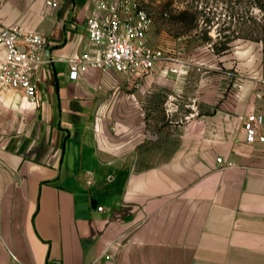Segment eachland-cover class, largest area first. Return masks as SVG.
I'll list each match as a JSON object with an SVG mask.
<instances>
[{
  "label": "crops",
  "instance_id": "obj_1",
  "mask_svg": "<svg viewBox=\"0 0 264 264\" xmlns=\"http://www.w3.org/2000/svg\"><path fill=\"white\" fill-rule=\"evenodd\" d=\"M45 1L0 0V29L48 39L37 101L0 84V264H264V142L244 130L264 74L200 85L186 118L150 126L135 107L165 63L71 80L67 60L95 48L89 0Z\"/></svg>",
  "mask_w": 264,
  "mask_h": 264
},
{
  "label": "rangeland",
  "instance_id": "obj_2",
  "mask_svg": "<svg viewBox=\"0 0 264 264\" xmlns=\"http://www.w3.org/2000/svg\"><path fill=\"white\" fill-rule=\"evenodd\" d=\"M143 6L154 20L148 41L161 50L165 63L156 71L163 81L153 83L162 92L145 96L149 108L146 99L135 107L150 126L186 118L184 108L195 105L191 94L200 85L225 79L233 89L240 74H264V0H144ZM179 61L187 63L180 76L167 72ZM139 83L121 84L122 93L137 92Z\"/></svg>",
  "mask_w": 264,
  "mask_h": 264
},
{
  "label": "built area",
  "instance_id": "obj_3",
  "mask_svg": "<svg viewBox=\"0 0 264 264\" xmlns=\"http://www.w3.org/2000/svg\"><path fill=\"white\" fill-rule=\"evenodd\" d=\"M61 1L45 2L47 6L57 8ZM143 1L89 0L85 28L95 48L67 60L71 80H78L89 69L129 76L154 70L164 58L161 50L148 41L154 20ZM0 45L3 47L0 84L32 102L37 101L39 73L48 60V39L41 32L16 22L1 27ZM185 64L179 61V66L170 67V70L180 73ZM263 124L262 113L253 112L245 117L248 142H264V135L260 133ZM98 209L103 210V207Z\"/></svg>",
  "mask_w": 264,
  "mask_h": 264
}]
</instances>
